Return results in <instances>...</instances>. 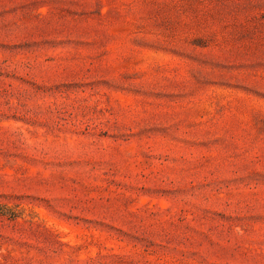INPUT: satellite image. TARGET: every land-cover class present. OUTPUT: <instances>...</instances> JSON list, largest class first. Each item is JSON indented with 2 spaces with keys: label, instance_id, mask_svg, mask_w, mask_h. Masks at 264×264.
Instances as JSON below:
<instances>
[{
  "label": "rangeland",
  "instance_id": "1",
  "mask_svg": "<svg viewBox=\"0 0 264 264\" xmlns=\"http://www.w3.org/2000/svg\"><path fill=\"white\" fill-rule=\"evenodd\" d=\"M0 264H264V0H0Z\"/></svg>",
  "mask_w": 264,
  "mask_h": 264
}]
</instances>
